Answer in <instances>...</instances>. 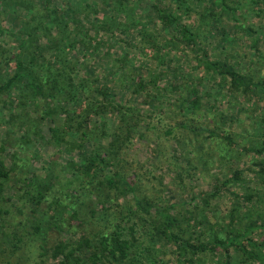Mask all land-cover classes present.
Returning a JSON list of instances; mask_svg holds the SVG:
<instances>
[{
	"label": "trees",
	"instance_id": "obj_1",
	"mask_svg": "<svg viewBox=\"0 0 264 264\" xmlns=\"http://www.w3.org/2000/svg\"><path fill=\"white\" fill-rule=\"evenodd\" d=\"M22 248L264 264V0H0V255Z\"/></svg>",
	"mask_w": 264,
	"mask_h": 264
},
{
	"label": "rangeland",
	"instance_id": "obj_2",
	"mask_svg": "<svg viewBox=\"0 0 264 264\" xmlns=\"http://www.w3.org/2000/svg\"><path fill=\"white\" fill-rule=\"evenodd\" d=\"M141 152L144 155H148V149L146 147H141ZM219 205H224L223 201H220ZM223 209V207H221ZM30 253L25 248L20 249L15 254H2L0 255V263L4 264L7 261H11L12 264H29L30 263Z\"/></svg>",
	"mask_w": 264,
	"mask_h": 264
}]
</instances>
